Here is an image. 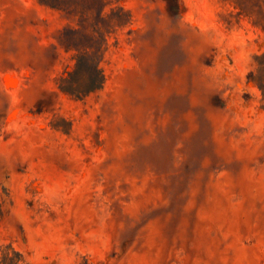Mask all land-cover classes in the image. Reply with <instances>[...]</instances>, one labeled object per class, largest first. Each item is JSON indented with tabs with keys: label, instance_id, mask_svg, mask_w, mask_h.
Listing matches in <instances>:
<instances>
[{
	"label": "rangeland",
	"instance_id": "1",
	"mask_svg": "<svg viewBox=\"0 0 264 264\" xmlns=\"http://www.w3.org/2000/svg\"><path fill=\"white\" fill-rule=\"evenodd\" d=\"M0 264H264V0H0Z\"/></svg>",
	"mask_w": 264,
	"mask_h": 264
}]
</instances>
